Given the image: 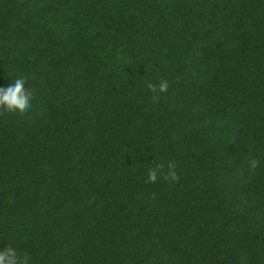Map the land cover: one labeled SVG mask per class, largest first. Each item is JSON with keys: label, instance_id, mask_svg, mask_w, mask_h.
I'll return each instance as SVG.
<instances>
[{"label": "trees", "instance_id": "trees-1", "mask_svg": "<svg viewBox=\"0 0 264 264\" xmlns=\"http://www.w3.org/2000/svg\"><path fill=\"white\" fill-rule=\"evenodd\" d=\"M18 73L34 99L0 115V250L264 264V0H0V87ZM169 161L179 183L144 182Z\"/></svg>", "mask_w": 264, "mask_h": 264}, {"label": "clouds", "instance_id": "clouds-1", "mask_svg": "<svg viewBox=\"0 0 264 264\" xmlns=\"http://www.w3.org/2000/svg\"><path fill=\"white\" fill-rule=\"evenodd\" d=\"M28 76L24 73H18L14 82L7 87H0V115L20 113L24 114L31 108V102L34 99V93L31 88L26 87ZM170 84L167 79L161 78L158 83H147L148 90L153 93L152 99L159 100V94L167 93ZM260 167V160L253 158L249 161V170L254 172ZM155 165L149 168L145 179L146 184H155L158 178H162L169 183H179L180 177L176 171L177 164L169 161L166 165ZM154 198V194H153ZM30 257L28 253H20L15 247L8 244L0 250V264H29Z\"/></svg>", "mask_w": 264, "mask_h": 264}]
</instances>
